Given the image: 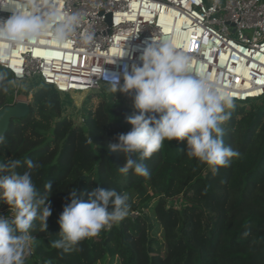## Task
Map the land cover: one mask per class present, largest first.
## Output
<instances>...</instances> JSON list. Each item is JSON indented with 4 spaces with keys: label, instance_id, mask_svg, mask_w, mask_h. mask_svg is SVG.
I'll return each mask as SVG.
<instances>
[{
    "label": "trees",
    "instance_id": "trees-1",
    "mask_svg": "<svg viewBox=\"0 0 264 264\" xmlns=\"http://www.w3.org/2000/svg\"><path fill=\"white\" fill-rule=\"evenodd\" d=\"M37 85L29 87V115L11 122L0 145V163L20 162L3 175L30 171L51 210L46 230L39 218L33 221L24 264H264V99L225 109L231 117L220 124L223 140L239 155L215 175L186 155V140L174 139L143 161L145 178L121 174L124 154L108 149L131 131L134 95L104 87L75 120L65 115L63 94ZM15 89L0 92V110L14 105ZM93 97L97 105L88 106ZM28 160L38 167L28 169ZM98 185L127 193L128 215L73 250L52 247L70 193L87 201ZM15 211L0 200V216L11 219Z\"/></svg>",
    "mask_w": 264,
    "mask_h": 264
},
{
    "label": "clouds",
    "instance_id": "clouds-1",
    "mask_svg": "<svg viewBox=\"0 0 264 264\" xmlns=\"http://www.w3.org/2000/svg\"><path fill=\"white\" fill-rule=\"evenodd\" d=\"M0 11L10 12L6 18L0 16V41L14 47L39 43L41 39L62 45L82 22L79 14H62L52 4L42 5L41 0H0ZM82 39L86 42L90 36L85 34ZM139 60L125 71L122 84L118 74L104 75L110 92L135 93V111L127 117L131 131L119 134L118 142L108 145L109 151L125 156L126 163L119 172L149 177L143 161L159 151L165 140L174 139L186 140V155L207 164L213 175L219 167L228 166L239 153L225 145L220 124L230 119L231 112L225 109L234 108L233 99L206 75L196 74L190 67V57L168 38L152 40ZM25 87L20 77L10 79L7 71H0V92ZM4 143L5 136L0 134V145ZM19 164L18 160L0 163V200L16 210L11 219L0 216V264H24L33 221L39 218L46 230L51 215L48 198L38 195L30 171L3 175ZM26 165L28 169L38 167L31 160ZM45 187L51 191L50 182ZM69 199L58 220L60 239L52 242V247L65 252L122 221L130 208L127 193L104 190L99 185L87 201L78 200L76 190Z\"/></svg>",
    "mask_w": 264,
    "mask_h": 264
},
{
    "label": "built area",
    "instance_id": "built-area-1",
    "mask_svg": "<svg viewBox=\"0 0 264 264\" xmlns=\"http://www.w3.org/2000/svg\"><path fill=\"white\" fill-rule=\"evenodd\" d=\"M82 18L64 44L14 47L0 41V67L23 83L39 80L63 95L108 87L104 75L139 64L160 38L190 57V67L234 104L264 99V0H41ZM46 8L42 7V11ZM9 11H0L7 17ZM90 36L86 42L82 37ZM134 95L131 93H124ZM18 96L15 103L19 101Z\"/></svg>",
    "mask_w": 264,
    "mask_h": 264
},
{
    "label": "rangeland",
    "instance_id": "rangeland-1",
    "mask_svg": "<svg viewBox=\"0 0 264 264\" xmlns=\"http://www.w3.org/2000/svg\"><path fill=\"white\" fill-rule=\"evenodd\" d=\"M42 84L39 80H30L29 83H26L25 88H16L15 89V98L18 96V100L21 101H28L29 103L31 102L33 98V89H29L31 84ZM27 92H30L29 95ZM101 93V91H94L91 93H86V94H80V93H72L70 95H63V100H64V112L65 115L71 116L75 120L80 119V110L84 107L85 104L88 103V100L90 99L91 96H95L96 94ZM27 94V98L26 97ZM98 103V99L93 97L92 102L88 106H95ZM242 106V104H239Z\"/></svg>",
    "mask_w": 264,
    "mask_h": 264
},
{
    "label": "water",
    "instance_id": "water-1",
    "mask_svg": "<svg viewBox=\"0 0 264 264\" xmlns=\"http://www.w3.org/2000/svg\"><path fill=\"white\" fill-rule=\"evenodd\" d=\"M31 111L30 103L28 101H17L12 106H8L0 110V134L6 135L11 122L13 120H20L29 115Z\"/></svg>",
    "mask_w": 264,
    "mask_h": 264
}]
</instances>
